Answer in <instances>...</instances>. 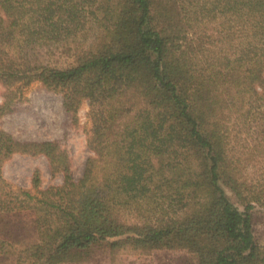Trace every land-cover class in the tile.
I'll return each mask as SVG.
<instances>
[{
    "label": "trees",
    "instance_id": "1",
    "mask_svg": "<svg viewBox=\"0 0 264 264\" xmlns=\"http://www.w3.org/2000/svg\"><path fill=\"white\" fill-rule=\"evenodd\" d=\"M58 38L77 61L51 64ZM33 82L90 106L81 177L59 140L0 126V264L184 250L186 264H264V0H0V118ZM15 153L58 184L16 187ZM234 195L239 205L232 200Z\"/></svg>",
    "mask_w": 264,
    "mask_h": 264
},
{
    "label": "rangeland",
    "instance_id": "2",
    "mask_svg": "<svg viewBox=\"0 0 264 264\" xmlns=\"http://www.w3.org/2000/svg\"><path fill=\"white\" fill-rule=\"evenodd\" d=\"M52 65L66 67L76 63L75 48L71 40L58 38L46 54ZM6 90L0 85L1 93ZM16 110L0 118V126L15 137L24 140H59L72 158V171L75 178L82 176L91 151L87 145V132L91 127L90 106L84 101L78 111L68 113L62 104V95L33 82L22 89L17 99ZM40 171L42 188L58 184L62 175L52 177L45 156H30L15 153L3 166L5 178L16 187L35 191L32 178ZM232 200L239 205L234 195ZM256 236L264 244V208L254 210ZM92 259L66 264H186L184 250H154L151 252H124L113 262L108 253L96 251Z\"/></svg>",
    "mask_w": 264,
    "mask_h": 264
}]
</instances>
